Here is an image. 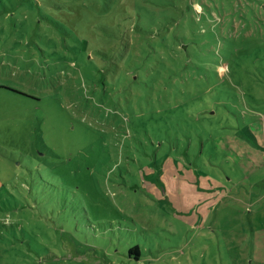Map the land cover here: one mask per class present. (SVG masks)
Segmentation results:
<instances>
[{
    "label": "rangeland",
    "instance_id": "374dc122",
    "mask_svg": "<svg viewBox=\"0 0 264 264\" xmlns=\"http://www.w3.org/2000/svg\"><path fill=\"white\" fill-rule=\"evenodd\" d=\"M232 136L264 141V0H0V264H264V156ZM70 194L135 230L96 249Z\"/></svg>",
    "mask_w": 264,
    "mask_h": 264
},
{
    "label": "trees",
    "instance_id": "16d2710c",
    "mask_svg": "<svg viewBox=\"0 0 264 264\" xmlns=\"http://www.w3.org/2000/svg\"><path fill=\"white\" fill-rule=\"evenodd\" d=\"M256 120V119H255ZM258 121V120H257ZM231 139H236L235 141L237 142H243V144H250L248 140L242 138V137H229ZM253 147V146H252ZM241 147L238 145L237 147H235L234 145H232V143L230 144V148H226V152H228L229 154L231 153H237V155L240 156H244L242 154V151L240 149ZM225 152V153H226ZM174 163H179V161L177 160H173L171 158H168L166 161H164V170L165 173L164 175L167 176V178L172 181L174 180L173 176H174ZM157 166H159L158 164H156ZM158 168V167H157ZM160 168V166H159ZM154 167H147L148 172L149 171H154ZM43 169L42 168H38L37 169V176L38 178L44 183L45 180L43 178ZM164 175L162 176H158V182H159V186L156 185L154 183V181L148 182L150 184V186H155L156 190H161L163 191V193H167L168 194V186L166 178L164 177ZM203 176H208L209 179L211 181H208V184L211 185V189L208 186H205L203 188L200 187L199 189L196 190V192H198L199 196L202 197L205 191H210L211 194H215V199H218V194L220 192H222V190H219L220 188L224 187V184L222 183L221 180H219L218 178H216L215 176H211V175H203ZM36 183V182H34ZM175 183V182H173ZM36 186L39 187L40 183H36ZM30 193H34L36 195V200L37 201H44L45 200V205H44V209L47 210L50 206L51 210L53 211V209H55L58 205V199L55 198L54 196H49L46 194H43V192L38 191L37 189L34 190L33 187L31 188H27ZM69 198H71L72 203L71 206H66L64 207L61 212L63 214V218H66V221L73 227V225L77 222V218L79 216H81V227H79L80 231L79 234L83 235L86 239H88L90 242H96V249L103 245L105 246V248H110L111 246H114V248H118V246L121 245V239H116L114 240V236H116L117 233H122V234H130L133 232L134 229V225L129 222V220L132 218L131 215H129L126 212H120L118 213L115 217L112 218V220H110L109 218H102L97 214V218L93 219L91 218L88 213H87V208L83 209L82 205L79 206H75V203L77 202V199L73 198L72 195H69ZM211 207L209 209H207L208 211L213 210L214 208V204L215 201L213 202H209L208 203ZM78 205V204H77ZM177 207H180L177 203H176ZM83 209V210H82ZM185 208L180 207V210L184 211ZM186 213H187V209ZM81 211V212H80ZM180 211V212H183ZM76 212H80V214L76 215ZM210 212V215H212V213ZM185 213V212H183ZM209 215V214H208ZM207 215V216H208ZM209 215V216H210ZM196 223V221H194ZM208 223V218L205 217L204 221L201 222L202 225ZM76 227H78V224H76ZM110 234V235H109ZM258 237H260V234L258 235ZM80 240H86L82 237L79 238ZM91 245L94 246V244L91 243ZM125 250V253L127 254L129 259H133L135 261H140L142 259V256L144 255V249L143 246L140 243H134V244H130L128 247L123 248Z\"/></svg>",
    "mask_w": 264,
    "mask_h": 264
},
{
    "label": "crops",
    "instance_id": "0c3cea01",
    "mask_svg": "<svg viewBox=\"0 0 264 264\" xmlns=\"http://www.w3.org/2000/svg\"><path fill=\"white\" fill-rule=\"evenodd\" d=\"M236 139H231V138H228L226 141H221V143L223 144V148L226 149V148H230V144L232 143V145H234L235 147H237L238 145L241 147V151H242V154L244 155V158L245 160H249V159H252L251 156L255 155V157L257 158H262L261 156H264V141L260 140V144H258V147L261 148L260 149H257L256 147H252V145L250 144H243V142H236L235 141ZM222 148V147H221ZM222 148V149H223ZM223 149V150H224ZM227 154V153H226ZM235 153H233L234 155ZM230 156V155H229ZM242 160V159H241ZM245 170L246 171H249V169H252L253 165L249 162L246 164V162H242L241 163ZM223 183V182H222ZM199 196V194H198ZM200 197V196H199ZM204 216V215H203ZM194 221L197 222L196 219L193 218ZM204 221V220H203Z\"/></svg>",
    "mask_w": 264,
    "mask_h": 264
},
{
    "label": "water",
    "instance_id": "95a60500",
    "mask_svg": "<svg viewBox=\"0 0 264 264\" xmlns=\"http://www.w3.org/2000/svg\"><path fill=\"white\" fill-rule=\"evenodd\" d=\"M22 95H25V94L22 93Z\"/></svg>",
    "mask_w": 264,
    "mask_h": 264
}]
</instances>
